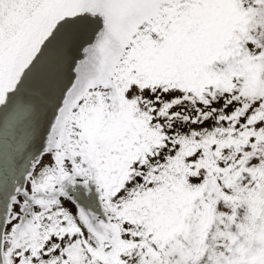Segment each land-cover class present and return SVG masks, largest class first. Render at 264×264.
<instances>
[{"label": "snow or ice", "instance_id": "obj_1", "mask_svg": "<svg viewBox=\"0 0 264 264\" xmlns=\"http://www.w3.org/2000/svg\"><path fill=\"white\" fill-rule=\"evenodd\" d=\"M0 264H264V0H0Z\"/></svg>", "mask_w": 264, "mask_h": 264}]
</instances>
